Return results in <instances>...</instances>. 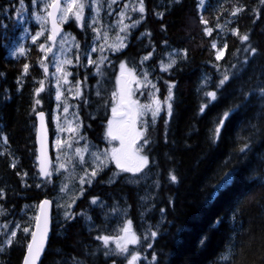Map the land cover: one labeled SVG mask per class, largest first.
<instances>
[{"label":"trees","instance_id":"1","mask_svg":"<svg viewBox=\"0 0 264 264\" xmlns=\"http://www.w3.org/2000/svg\"><path fill=\"white\" fill-rule=\"evenodd\" d=\"M125 3L138 4L139 0H121L111 9L124 7ZM91 4V0H86L84 19L79 25L73 20L65 26L79 45V49L77 46L72 49L75 64L71 71L73 80L81 82L82 95L66 100L81 126L84 141L76 145H84L85 141L99 147L107 145L104 133L110 116L111 92L115 90L113 71L121 62L149 72L161 101L167 95V84H172V113L169 116L164 109L155 123L150 120L147 124L149 168L156 181L147 203L141 200L145 195L143 184L113 183L110 181L113 165L105 167L91 185H85L84 194L76 200L72 209L74 219L59 221L55 214L41 264H125L123 256L106 257L107 249L95 239L98 235L113 236L111 225L119 215L131 221L139 235L138 244L128 247L140 255L137 264H154L153 252L157 253L159 264H264V98L260 93L264 88V5L259 0H205L199 7V0L179 3L144 0V19L127 34L126 46L119 52L109 50L100 54L91 52L96 37L92 31L96 26L91 23ZM236 5H242L244 11L232 17L229 13ZM111 9L104 8L100 14L104 24L113 25L116 21L109 14ZM129 15L132 19L140 17L131 9ZM201 16L213 28L209 36L204 35ZM130 23L131 20L125 22ZM217 23L225 27L217 29ZM232 28L241 35L247 33L249 40L241 42L232 36ZM22 30L11 20L0 28V189L5 192L0 199L4 211L1 221H7L10 212H21L26 204L39 203L44 198L53 199L59 192L56 178L48 181L39 176L35 140V115L39 110L47 113L52 132L56 92L52 82L44 80L39 64L42 52L30 39L23 42ZM112 33L113 37L118 33L125 36L119 29H113ZM214 40L218 47L227 44L220 61L215 60V50L211 49ZM18 44L25 48L23 56L12 54ZM252 47L257 52L251 56L243 51ZM86 49L93 60L108 55L112 65L105 61L100 65V74H92V68L84 66ZM174 50L186 52V59L168 71H161L166 54ZM148 52L152 56L141 65V58ZM77 55L81 57L79 65ZM246 56L248 62L243 64ZM25 63L29 64V70L21 79ZM233 64L243 65L236 78H232L236 71L231 67ZM214 65H219V70ZM225 71H229L230 81L218 90L216 85ZM41 79L45 81L44 91L35 96L34 89L40 86ZM207 91H217L216 99L208 98ZM245 93H248L246 102ZM35 99H40L43 105H36ZM225 111L230 112L227 118L223 117ZM221 118L224 124L217 135L215 128ZM4 137L6 144L2 147ZM245 143L250 149L240 154L239 149ZM229 169L233 170V182L210 199L212 185ZM170 171L178 177L176 183L169 180ZM38 183L40 188L36 187ZM92 197L98 198L96 204L91 203ZM160 208L166 210L163 216ZM20 218L24 226L34 227V220H23L27 218L23 215ZM161 220L164 222L160 223ZM148 227L158 231L154 240L151 237L148 240L153 245L151 249L143 239ZM5 238L3 232L0 244ZM28 240L30 233L26 235L19 230L13 244L0 252V264H22ZM112 244L109 241L108 249L113 251ZM225 255L227 260L223 258Z\"/></svg>","mask_w":264,"mask_h":264},{"label":"snow or ice","instance_id":"2","mask_svg":"<svg viewBox=\"0 0 264 264\" xmlns=\"http://www.w3.org/2000/svg\"><path fill=\"white\" fill-rule=\"evenodd\" d=\"M117 0H109V8L111 5L116 3ZM171 2L179 3L180 0H171ZM261 5H264V0H259ZM205 0H199V6L204 5ZM33 11L31 13L32 17L36 20V22L40 26V30L36 31L34 35H31V42L36 44L37 41L41 36L45 35V27L50 25L48 29L47 36H46V43L57 41V37L61 34V25L67 22L69 19L75 20L77 25L81 23L82 18L84 17V10L86 7V0H32ZM39 6V12L36 11V8ZM92 8L95 9L96 7V0H92L91 4ZM131 7V11L138 12L140 14L139 19H132L130 15H128V9ZM25 8L23 0H20L19 6L15 8V11L21 20L24 19L22 12ZM7 11L6 9L4 10ZM244 11V7L242 5H236L232 7L231 12L229 13L230 16L235 17L238 13H242ZM253 13L256 12L255 9L251 10ZM111 14V13H110ZM145 14V5L144 0H139L138 4L129 5L128 3L124 4V7L118 13L120 17L118 24H119V31L125 33V36L120 37L118 42L115 44L108 45V48L112 52H119L126 46V39L127 34L131 29H134L141 23L144 19ZM164 13H157L158 16H163ZM129 19L131 20L130 24H125L124 20ZM258 19V16L256 17ZM94 22H97L94 20ZM231 21H229L230 23ZM255 23V20L253 21ZM200 23L205 25L204 27V35L209 36L213 32L212 27H208V21L204 19L203 16L200 17ZM217 29H223V25L217 23L215 25ZM29 29L25 27L24 32L27 33ZM93 32L99 33V30L95 27L92 28ZM143 35H150V33H142ZM231 35L237 37L241 42H245L249 40V35L247 33L241 35L238 33L236 28L231 29ZM96 39L98 36L94 38L93 45L91 46V52H96ZM107 39V33H105V40ZM46 43H39L38 48L41 52H44L45 55L47 53L52 52V46L48 45L46 47ZM166 43V41L164 42ZM61 46L63 47V38L61 39ZM227 48V44L225 43L223 47H218L216 41L214 40L211 43V49L215 50V60L220 61L225 55V49ZM77 49H79V45H77ZM100 53H104L105 48L103 45L99 47ZM243 51L248 53L249 56L255 54L257 49L255 47L244 48ZM18 52L21 56L25 53V48L21 45L18 47L12 54L16 55ZM91 52L85 50V56L87 57V65H92L96 70L97 74H100V65L103 64L107 60L106 55H101L98 60H93L91 57ZM152 52H148L147 55L141 58V65H143L144 61L149 60L152 56ZM235 55V53L233 54ZM76 63L79 65L81 63V57L79 55L76 56ZM186 59V52L185 53H177L176 57H171L167 64H162L161 71H168L172 69L180 60ZM248 57H245L243 64H247ZM40 67L43 69L45 76L48 75V66L44 63V57H41L39 60ZM72 64V60L65 59L63 61H57L55 66V73L53 74L54 78L56 79L57 87L55 93V99L59 102L61 100L62 92L60 90V83L61 81L64 84H68L69 81L67 77L72 73L68 72L64 65ZM87 65H84L87 67ZM121 74L116 77L115 80V90L111 92V117L107 119V127L105 130V138L107 140L108 146L103 150L91 151L90 155L92 157L91 162V171H89L88 167H84V165L88 164V161L85 160L84 152L89 151L92 147L85 141V145L83 148L76 147L75 148V157L78 158L79 164L82 167L83 175L80 176V190L79 195L82 196L84 194V184L91 185L93 180L98 176L100 172L103 171L105 167H107L106 161L110 163H114L116 168L120 172L124 173H133L139 174L141 173L149 164H150V153H147V148L150 144V141L146 135L147 131V121L143 118L148 114L151 115V122L155 123L157 116L161 113L162 110L166 109L167 114L170 116L172 113V84H167V95L164 97L163 101L155 96V93L159 91L154 83L148 80L149 72L143 71L140 76V79H137V75L134 73L133 69H126V65L124 62L120 63ZM219 70V65H214ZM233 69H236L234 73H232V78H236L243 69V65L241 67H237V64H233L231 66ZM29 64L25 63L22 67L21 72V79L23 76L28 74ZM59 74V75H56ZM222 78L219 79L216 88L222 89L223 86L226 85V82L230 81V74L229 71H225L221 74ZM87 77H85V80ZM20 82V79H18ZM39 87L34 89V95L39 96L41 92L44 91L45 88V81L43 79L38 81ZM80 80L77 79L76 81V93L75 95L79 97L80 93ZM135 84V87H133ZM144 89H147L149 102L147 103H140L137 99L133 97L139 91L141 95L144 94ZM261 97L264 98V88L260 90ZM205 95L210 98L211 100H215L217 97V91H207ZM248 93L244 94V102L247 101ZM41 103L40 99H35V104L39 105ZM204 105H201L200 111H204ZM64 113H68L69 105L67 103L64 104L63 107ZM230 112L225 111L223 114L224 118L229 117ZM37 118L41 121V126L37 131V141L40 143V155L37 157L39 163V176L41 178H45L46 180L50 181L53 176V172L49 169V160L47 155L45 154L44 149V112L40 111L37 113ZM224 118H221L219 124L215 128V133L218 135L221 131V126L224 124ZM167 124V120H165ZM254 127V126H253ZM57 129L60 132L67 131L68 133L72 134V142L68 140H61L57 139L55 141L54 147L58 150L61 155L57 156V163L55 166V171L57 173L60 172L61 168L67 169V165L73 162L72 158L69 157V153L67 149L72 147L73 143L78 144L79 140L83 139L82 136L78 135V127H73L70 123L67 128L63 125L58 124ZM6 143V141H5ZM250 149V145L245 143L243 147L239 149L240 154H245L246 150ZM227 166V162L225 163V167ZM11 167L15 168V163L11 164ZM17 175H21L19 172ZM24 176L27 173L23 174ZM169 180L172 183H176L178 181V177L173 174V172H169ZM233 170L229 169L225 171L221 176L220 179L212 185V192L209 194V198H215L219 193L225 190L231 183L233 182ZM27 186V185H25ZM37 188L41 187V184L38 183L36 185ZM66 186H62L60 191L63 193L65 191ZM5 196V192L3 189H0V199H3ZM77 197H73L71 202L65 205L64 211V219L65 221H70L75 218V213L73 212V205L76 203ZM98 202V198L92 197L91 203L96 204ZM50 201L48 199L41 200L38 205V211L34 215V227L29 224L28 226H22L21 223L17 222L15 228L10 230V234H7V238L3 241L4 245L11 246L14 242V238L17 237V230H21L24 234L30 233V240L27 241L26 244V254L23 258V264H37L38 260L40 259L42 252L45 249V242L48 237L49 232V220H48V213L47 209L49 206ZM169 203H173L169 201ZM160 213L163 216L165 213V208H160ZM4 211L0 208V215H3ZM237 216V212H233L232 219L235 220ZM164 221L161 220L160 223ZM220 223V221H217ZM3 228L7 229V225H4ZM30 228L32 229L30 231ZM150 232V237L154 240L158 236L157 230H152L151 228L148 230ZM122 235L119 237H113L109 235H98L95 239L101 241L107 249L105 251V256H124L126 259V264H137V261L141 259L140 255L137 251H129V245H137L139 242V237L135 232L132 231L131 228V221L126 222L122 228ZM146 247L151 249L153 247L152 243L148 242L149 236L146 234L143 237ZM109 241H114L115 243V252L111 249H108ZM4 248L3 245H0V252H3ZM128 254L125 256V254ZM224 260L228 259V256L223 257ZM151 261L154 264H159L157 253L153 252L151 255ZM115 264V262H114Z\"/></svg>","mask_w":264,"mask_h":264},{"label":"rangeland","instance_id":"3","mask_svg":"<svg viewBox=\"0 0 264 264\" xmlns=\"http://www.w3.org/2000/svg\"><path fill=\"white\" fill-rule=\"evenodd\" d=\"M119 1H121V0H117V2L114 3V4H117ZM45 2H48V0H45ZM91 2H92V0H91ZM19 3H18V5L16 4V6L14 7L11 15H12L15 23H17L18 25H20L22 27V29H23L22 30V40L25 43L26 41H28V36L29 35L31 37V35H34L36 31L40 30V26L36 22L34 17H32V15H31V13L33 11L32 0H30L29 2L23 1L24 5H25V8H24V10L22 12V15L24 17L23 20H21L19 18V16L17 15V13L15 11V8H17L19 6ZM108 4H109V0H96V7H95V9L92 8L93 9V17H92L91 23L93 25H95L96 28L99 30V33H96V37L98 36V39H96V42H95L96 43V47H97V51H99V47L101 45H103L104 48H105V51L109 52L110 49L108 48V45L117 43L119 38L121 37V36H119L120 35L119 33L116 35V37H113L112 30L113 29L114 30L115 29H119L118 21H119L120 17L118 16V13L120 12V10L123 7L121 6V7H118V9H114L113 10V9L109 8ZM114 4H112L111 7H113ZM104 8L111 9L109 14L112 13L114 15V17H115L114 20H116L113 23V25H108V24H104L103 23V21H102V19L100 17V14L103 12ZM130 9H131V7L128 9V13H127L128 15H129ZM36 11L39 12V6L36 8ZM83 19H84V17L82 18L81 21H83ZM73 20H74V18L73 19H69L64 24H71V22H73ZM94 20L97 21V22H94ZM127 20H129V19H125L124 23ZM33 23H35L34 26L37 25L36 26L37 29H33L32 30V24ZM25 27H27L29 29V31L27 33L24 32ZM48 29H49V25L45 27V34L46 35H47V32H48ZM105 33H107V39L106 40H105ZM42 37L43 36H41L40 38H42ZM62 38H63V47L61 46V39ZM21 45L22 44H18L15 47L14 51L18 47H20ZM50 45L52 46V52L47 53V55H45V53L42 52V57L48 59L49 60V64L54 66L53 69H50L48 67V70H49L48 76L50 75L52 77V81L51 82L54 85L55 92H56L57 83H56V79L54 78L53 74L55 73V66H56L57 61H63L65 59L72 60V64L64 65L66 70L68 72L72 73V74L67 77V79L69 81L68 84H64L61 81V83L59 85L60 90L62 92L61 100L58 102L55 99L57 101V105L55 106V110H54V112L51 115L52 150H53V156H54V162H53L51 171L53 172L52 178H56L55 181L58 184V188H59V192L54 197V200H55L56 214H58L59 221H60V220L64 219V211H65V207L64 206L67 205L68 203H70L73 197H77V196H78V198L80 197V195H79V190H80V180H79V178L84 173H83L82 167L79 164L78 158L75 157V148L76 147L83 148L85 144L84 145L80 144V146H77L76 143H73L72 147L70 149H67V151L69 153V157L72 158L73 162L71 164L67 165V169L61 168L59 173H57L54 170L55 166H56V163H57V159L56 158H57L58 155H61V153H59L58 150L54 147L55 141L57 139H61V140H68L69 142H72V134L68 133L67 131H65V132L58 131L57 125L61 124L65 128H67L69 126V123H70L73 127H78V135L79 136H80V133H81V126H80L78 115L76 113L75 114H71V111H70L71 104L68 101H66V100H68V98H72V99H76L77 98V96L75 95V93H76L75 85L76 84H73V85L71 84V81H72V83L73 82L76 83L73 80L74 74L71 71V67L74 66V64H75L74 63L75 62L74 58L72 56V51H73L72 49L77 46L76 39L73 36L72 32L69 30V31L63 32L60 35L58 41L56 43H54V44L52 43ZM47 46L48 45H46V47ZM177 53L178 52L176 50L169 51L166 54L165 59L162 62V64H167L169 62L170 56L171 57H176ZM17 54H19V53L16 52V55ZM106 56H107L106 62L108 63V65L111 66L112 63L109 62L110 58L108 57V55H106ZM124 63L126 65V69H133L134 70V73L137 75V79H140L141 78L140 74L143 71H146V70H143V69H138V68L132 66L131 64L127 63V62H124ZM119 65H118L117 68H115V71H113L114 79H116V77L121 74V69H120ZM88 67L92 68V71H93V72H91L92 74H96L97 73V70L92 65H87L86 68H88ZM56 75H59V74H56ZM47 78H49V77H47ZM148 80H150L152 83L155 84V82H153L151 80L150 74L148 76ZM133 87H135V84H133ZM143 91H144L143 95H141L140 92L138 91L133 98L137 99L140 103H147V102H149L147 89H144ZM80 93L82 95L81 87H80ZM156 93H155V96L157 97ZM65 103H67L69 105L68 113H64V111H63V107H64ZM39 105L40 106L43 105L42 101H41V103ZM110 117H111V108H110V116H109V118ZM143 119L148 122L147 124H149L150 120H151V115L148 114ZM5 141H6V139L4 137V139L1 142L2 147L6 144ZM83 141L84 140L81 139V140H79V143H82ZM88 144L91 145L92 147L89 149V151L84 152L85 160L88 161V164L84 165V167H88L89 171H91L90 165H91V162H92V157L90 155V152L97 150V148H99V150L103 151L106 148V146L105 147H103V146L99 147V146H96V145L91 144V143H88ZM105 163L107 164V166L111 165V164H114V163H110L108 161H106ZM114 166H115V164H114ZM111 173H112V176L110 177V181L111 182L117 181L120 178V175L124 174V175H126L128 183H132V184L141 183V184H143L145 186V195L142 196L141 200L144 203H147L148 199L153 195V193L155 191L156 181L154 179V174L151 172V169L149 168V165L139 174L120 172L117 168L112 170ZM62 186H66L65 187V191L63 193L60 191V188ZM84 186H85V184L83 185V188H84ZM38 205H39V203H37V202H32L30 204H26L22 208L21 212H16V211L10 212L11 213L10 214L11 217H9L7 221H1L0 220V236L3 234V232H5L6 233V238H7V234H10V230L15 228V225H16L17 222L21 223V225L24 226V221H22L20 216L21 215L26 216L27 218L23 219V220H27V221L30 218H33L34 215L36 214V212L38 211ZM30 220H32V219H30ZM126 222H128V221L125 220V217L123 215L122 216L119 215V217L116 218V222L114 223L113 226H111V230H110L112 235H113V237H119L120 235L123 234L122 233V228H123V225ZM4 225H7V229L3 228ZM25 226H28V224H26ZM131 228H132V231L134 232L132 224H131ZM149 229H150V227H148V228H146L144 230L143 236H145L147 234L149 236V238H150V232L148 231ZM4 230H6V231H4ZM30 231H31V228H30ZM18 232H19V230H17V233ZM137 236L139 237L138 234H137ZM0 245H3V248L8 246V245H4V244H0ZM112 246H113V251H114L115 243L112 244ZM127 255L128 254L126 253L125 256H127ZM125 264H126V259H125Z\"/></svg>","mask_w":264,"mask_h":264},{"label":"water","instance_id":"4","mask_svg":"<svg viewBox=\"0 0 264 264\" xmlns=\"http://www.w3.org/2000/svg\"><path fill=\"white\" fill-rule=\"evenodd\" d=\"M61 27V33L63 30L62 25ZM59 38V36L57 37V39ZM44 112V111H43ZM41 126V121L37 118V114H36V149H37V157L40 155V143H38L37 141V131ZM43 126H44V130H45V134H44V149H45V154L47 155V158L49 160V169H51L52 166V162H53V155H52V135L50 132V127H49V122L47 119V114L44 112V120H43ZM38 171H39V163H38ZM50 201L48 209H47V213H48V220H49V232H48V237L46 239L45 242V249L42 252V255L40 257V259L38 260L37 264H41V261L43 259V256L47 250L48 244H49V240L51 237V233H52V229H53V211H54V206H53V201L51 199H48ZM27 251V250H26ZM26 254V253H25ZM25 256V255H24ZM23 264V262H22Z\"/></svg>","mask_w":264,"mask_h":264},{"label":"flooded vegetation","instance_id":"5","mask_svg":"<svg viewBox=\"0 0 264 264\" xmlns=\"http://www.w3.org/2000/svg\"><path fill=\"white\" fill-rule=\"evenodd\" d=\"M19 2L20 0H0V28L4 27V23L6 24V20L14 21L11 14L14 7L16 6V4L18 5ZM5 9L7 10L6 12L4 11ZM65 26H67V24ZM45 37L40 38L35 44V47L36 45L38 46L39 43H46L44 39ZM46 45H48V43H46Z\"/></svg>","mask_w":264,"mask_h":264},{"label":"bare ground","instance_id":"6","mask_svg":"<svg viewBox=\"0 0 264 264\" xmlns=\"http://www.w3.org/2000/svg\"><path fill=\"white\" fill-rule=\"evenodd\" d=\"M113 225H114V223H113ZM113 225H111V226H113Z\"/></svg>","mask_w":264,"mask_h":264}]
</instances>
